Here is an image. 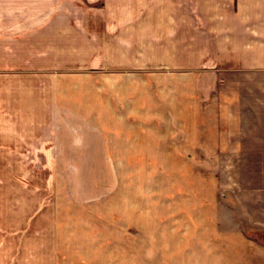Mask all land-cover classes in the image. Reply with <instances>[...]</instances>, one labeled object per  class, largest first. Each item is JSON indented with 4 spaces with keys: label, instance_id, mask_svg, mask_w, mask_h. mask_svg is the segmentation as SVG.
Returning <instances> with one entry per match:
<instances>
[{
    "label": "crops",
    "instance_id": "obj_1",
    "mask_svg": "<svg viewBox=\"0 0 264 264\" xmlns=\"http://www.w3.org/2000/svg\"><path fill=\"white\" fill-rule=\"evenodd\" d=\"M216 1L0 0V48L25 56L0 64V114H49L0 127H43L48 150H85L99 136L109 150L170 151L204 167L216 152L258 168L218 189L200 252L203 264H264V0L211 15ZM54 114H91V130L55 131Z\"/></svg>",
    "mask_w": 264,
    "mask_h": 264
},
{
    "label": "rangeland",
    "instance_id": "obj_2",
    "mask_svg": "<svg viewBox=\"0 0 264 264\" xmlns=\"http://www.w3.org/2000/svg\"><path fill=\"white\" fill-rule=\"evenodd\" d=\"M229 2H212L211 15L225 14ZM22 59L0 48V64ZM48 115L0 114V124L26 116L41 123ZM57 115L55 131L67 128L78 138L91 130V114ZM81 117L84 126L64 127ZM16 130L34 134L0 127V264H203L207 224L218 223V189L233 190L243 185L234 175L258 170L218 161L216 152L204 167L170 151L109 150L99 136L85 150H48L56 144L38 142L43 127Z\"/></svg>",
    "mask_w": 264,
    "mask_h": 264
}]
</instances>
